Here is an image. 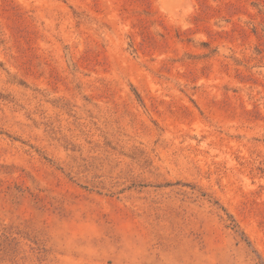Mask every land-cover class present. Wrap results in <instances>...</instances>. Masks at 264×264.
<instances>
[{
    "label": "rangeland",
    "instance_id": "374dc122",
    "mask_svg": "<svg viewBox=\"0 0 264 264\" xmlns=\"http://www.w3.org/2000/svg\"><path fill=\"white\" fill-rule=\"evenodd\" d=\"M0 264H264V0H0Z\"/></svg>",
    "mask_w": 264,
    "mask_h": 264
}]
</instances>
